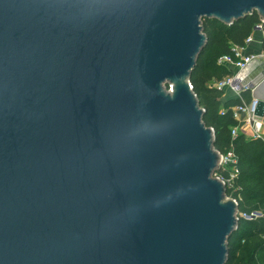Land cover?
Masks as SVG:
<instances>
[{
	"label": "water",
	"instance_id": "1",
	"mask_svg": "<svg viewBox=\"0 0 264 264\" xmlns=\"http://www.w3.org/2000/svg\"><path fill=\"white\" fill-rule=\"evenodd\" d=\"M254 11L264 22V0H0V264H225L238 204L190 77L202 18ZM255 64L238 74L264 121V60L241 75Z\"/></svg>",
	"mask_w": 264,
	"mask_h": 264
},
{
	"label": "trees",
	"instance_id": "2",
	"mask_svg": "<svg viewBox=\"0 0 264 264\" xmlns=\"http://www.w3.org/2000/svg\"><path fill=\"white\" fill-rule=\"evenodd\" d=\"M259 23L264 30L258 11L231 24L216 17L202 18L207 41L190 77L193 90L205 110L203 121L214 130L215 149L221 154L231 150L235 155V162H228L216 171L229 179L232 168L236 169L235 177L226 184V194L237 201L238 228L228 240L225 264H264V139L247 136L241 130L232 134L238 124L232 108L243 101L250 103L252 91L245 89L241 97L225 101L224 90L214 85L235 73L232 67L219 64L218 59L232 53L234 45H244ZM262 49L264 51V37Z\"/></svg>",
	"mask_w": 264,
	"mask_h": 264
},
{
	"label": "built area",
	"instance_id": "3",
	"mask_svg": "<svg viewBox=\"0 0 264 264\" xmlns=\"http://www.w3.org/2000/svg\"><path fill=\"white\" fill-rule=\"evenodd\" d=\"M255 29H262V23L256 25ZM264 31V30H263ZM253 40L252 34L247 37L244 45H234L232 47V53L222 55L218 59V63L222 65H228L235 70V73L232 76H228L222 80L216 81L214 85L219 89H227L231 88L233 91L237 93L238 96L241 97V92L245 89H251L253 94L254 87H249L247 85H243L242 79L239 77L238 71L245 68L251 61L255 58H260L264 56V53L261 54H245L244 50L249 43ZM257 103V98L253 96V99L250 103L243 101L241 104H237L233 106V115L234 118L237 119L238 124L232 129V134L236 135L241 128L244 126H249L251 128V137H260L264 139V121L262 119L257 118L254 114V108ZM228 162H235V155L233 151H228L226 154L220 153V167L226 165ZM231 173V177L229 179H225L224 177L217 175L222 181L226 184L230 183L231 180L236 175V169L233 167ZM234 199V198H233ZM235 200V199H234ZM257 215L258 213H253ZM247 217H250L246 215Z\"/></svg>",
	"mask_w": 264,
	"mask_h": 264
},
{
	"label": "crops",
	"instance_id": "4",
	"mask_svg": "<svg viewBox=\"0 0 264 264\" xmlns=\"http://www.w3.org/2000/svg\"><path fill=\"white\" fill-rule=\"evenodd\" d=\"M264 37V31L262 29H255L252 33L253 40L251 43L247 45V47L244 50L245 54H261L264 53L262 49V41ZM264 60V56L260 58H255L253 61L256 62L255 65H252L249 67L248 71L241 72V75L243 76V79H252V80H258L262 77V69L259 65V62H262ZM251 61V63L253 62ZM243 81V80H242ZM237 93L233 91L231 88H227L224 90V100H229L232 98L237 97ZM241 131H243L247 136L251 135V128L249 126H244L241 128Z\"/></svg>",
	"mask_w": 264,
	"mask_h": 264
},
{
	"label": "rangeland",
	"instance_id": "5",
	"mask_svg": "<svg viewBox=\"0 0 264 264\" xmlns=\"http://www.w3.org/2000/svg\"><path fill=\"white\" fill-rule=\"evenodd\" d=\"M263 76V75H262ZM258 80H260V78L258 79ZM173 85V83L172 82H170V83H166V84H164V87H166V89H171V86ZM163 88V87H162ZM233 169V168H232ZM233 171V170H232ZM217 175H218V173H217ZM227 198L229 199H233V197H231V196H228L227 195ZM224 200L226 201L227 199L226 198H224Z\"/></svg>",
	"mask_w": 264,
	"mask_h": 264
}]
</instances>
